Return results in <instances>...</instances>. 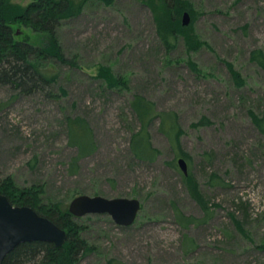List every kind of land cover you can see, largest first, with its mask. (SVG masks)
Segmentation results:
<instances>
[{
  "label": "rangeland",
  "instance_id": "374dc122",
  "mask_svg": "<svg viewBox=\"0 0 264 264\" xmlns=\"http://www.w3.org/2000/svg\"><path fill=\"white\" fill-rule=\"evenodd\" d=\"M73 1L81 12L56 29L67 61L33 60L54 74L52 95L0 85V176L41 185L42 202L61 207L80 194L140 200L128 226L74 216L91 248L76 264H264V132L252 115H264V66L251 58L264 55V0H182L180 28L166 36L164 0ZM13 29L48 43L46 33ZM135 95L171 113L180 131L168 134L154 116L145 130L152 159L132 150ZM76 116L93 136L82 154L68 135ZM86 137L76 123L73 140Z\"/></svg>",
  "mask_w": 264,
  "mask_h": 264
},
{
  "label": "trees",
  "instance_id": "16d2710c",
  "mask_svg": "<svg viewBox=\"0 0 264 264\" xmlns=\"http://www.w3.org/2000/svg\"><path fill=\"white\" fill-rule=\"evenodd\" d=\"M164 4L165 17L162 24L165 31L163 35L166 36L180 28L179 16L186 3L182 0H164ZM81 9L82 3H76L73 0H32L25 8L14 7L9 0H0V85H7L22 94L43 92L52 95L49 88L55 80L54 74L50 75L33 60L49 55L60 61H67L57 39L56 29L62 20L77 16ZM17 24L29 27L35 32L46 33L49 38L47 45L37 47L18 39L23 30H19L20 33L17 34V31L13 29ZM251 58L264 66V55L260 49L253 50ZM234 75L239 80L238 73L234 72ZM239 82L241 83L240 80ZM131 108L141 125L139 134L133 136L135 140H133L132 150L141 159H152L151 153L156 151L151 149L148 134L145 132L147 124L158 114L161 116L162 129L168 134L175 132L177 136L180 131L176 133L174 129L175 118L171 113L156 112L154 105L140 95L134 96ZM165 115H171L169 119L174 121L170 126ZM252 115L256 125L264 132V115L261 117L253 113ZM76 123L82 124L87 132V137L80 141H74V137L72 138V130ZM68 135L81 154L93 149L92 132L84 118L80 116L68 118ZM140 135H143L142 139L136 141ZM182 155L185 154L182 153ZM79 157L80 154L74 159L75 163ZM186 180L194 196L198 198L199 194L193 178L188 176ZM42 192L39 184L18 187L12 177L0 176V193L5 194L13 205L30 206L64 229L67 234L65 243L62 246H56L47 241L23 242L6 255L1 264H76L91 250L87 241L80 235L82 227L74 220L75 217L68 208L61 207L57 203H43Z\"/></svg>",
  "mask_w": 264,
  "mask_h": 264
},
{
  "label": "water",
  "instance_id": "95a60500",
  "mask_svg": "<svg viewBox=\"0 0 264 264\" xmlns=\"http://www.w3.org/2000/svg\"><path fill=\"white\" fill-rule=\"evenodd\" d=\"M189 14L183 12L182 24L189 23ZM20 33L19 30L16 32ZM177 163L187 174V164L183 158ZM141 209L137 198L80 194L68 205V211L76 217L86 214H108L120 226L131 225ZM67 238L66 231L49 218L39 214L27 205H13L5 194L0 193V264L3 258L17 245L29 241H47L62 246Z\"/></svg>",
  "mask_w": 264,
  "mask_h": 264
}]
</instances>
